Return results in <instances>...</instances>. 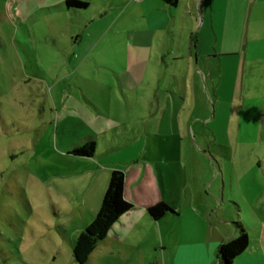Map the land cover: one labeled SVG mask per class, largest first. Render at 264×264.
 I'll return each mask as SVG.
<instances>
[{
  "label": "rangeland",
  "instance_id": "1",
  "mask_svg": "<svg viewBox=\"0 0 264 264\" xmlns=\"http://www.w3.org/2000/svg\"><path fill=\"white\" fill-rule=\"evenodd\" d=\"M64 1L0 0V264H78L110 170L137 168L177 216L107 233L83 264H166L177 245L217 264L232 222L248 236L233 264H264V93L195 71L186 0Z\"/></svg>",
  "mask_w": 264,
  "mask_h": 264
},
{
  "label": "crops",
  "instance_id": "2",
  "mask_svg": "<svg viewBox=\"0 0 264 264\" xmlns=\"http://www.w3.org/2000/svg\"><path fill=\"white\" fill-rule=\"evenodd\" d=\"M176 5L170 6L163 2V9L170 8L168 10L172 11ZM185 5L182 25L184 30L190 32L186 55L190 63L194 57L195 71L204 79L209 78L212 87L231 73L239 76L242 92L264 93V0H186ZM171 35L174 36V33ZM169 49V53L173 50L177 52L173 54L177 56V60L185 55L183 44L180 41L175 44L174 38ZM260 99L262 101L263 98ZM258 108H261V104ZM145 170L148 172L146 166ZM124 174L123 197L133 205L131 209L135 206L143 207L145 213H141L143 210H129L112 225L109 232L118 238L119 243L126 237L127 225L143 222L147 225L144 215L146 219L157 222L168 214L159 220L151 218L146 207L154 203L139 191L144 177L140 175L138 168L133 176L127 172ZM171 216H177V213H171ZM232 233L234 237V229ZM207 237L210 243L211 237ZM164 244L161 239V245ZM191 248L190 245H177L172 262L166 264H207L203 259L195 257ZM216 260L219 264L217 253Z\"/></svg>",
  "mask_w": 264,
  "mask_h": 264
},
{
  "label": "trees",
  "instance_id": "3",
  "mask_svg": "<svg viewBox=\"0 0 264 264\" xmlns=\"http://www.w3.org/2000/svg\"><path fill=\"white\" fill-rule=\"evenodd\" d=\"M170 6H175L177 0H163ZM65 7L70 9H82L87 2L82 0H65ZM95 151V144L89 141L80 145L74 154L79 156H92ZM124 172L122 169L110 171L108 184L103 194L100 207L93 220L79 233L76 238L72 254L78 264L87 261L90 253L95 249L98 242L104 239L112 225L121 215L128 212L133 205L123 197ZM147 214L154 220L161 219L167 213L175 211L165 202L159 201L146 207ZM235 236L221 242L217 248L219 264H233L234 259L240 255L248 245V236L240 222H232Z\"/></svg>",
  "mask_w": 264,
  "mask_h": 264
}]
</instances>
